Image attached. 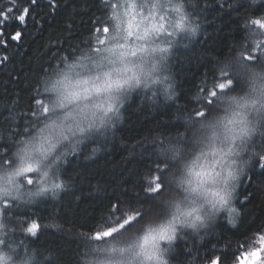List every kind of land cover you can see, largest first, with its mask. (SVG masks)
<instances>
[{"label":"clouds","instance_id":"obj_1","mask_svg":"<svg viewBox=\"0 0 264 264\" xmlns=\"http://www.w3.org/2000/svg\"><path fill=\"white\" fill-rule=\"evenodd\" d=\"M238 3L95 0L104 21L98 32L73 40L72 27L65 29L61 47L34 85L33 95L41 101L34 119L25 118L14 136L0 132V264H57L55 250L33 246L38 231L28 229L34 220L19 213L43 201L61 202L74 189L64 168L75 157L90 161L101 155L135 97L153 110L176 102L178 50L207 37L205 8L229 10ZM261 3L249 0L246 12L239 13L243 36L225 56L213 57L211 73L200 76L192 97L195 106H180L176 119L182 128L130 145L131 156L152 148L157 162L140 179L153 203H117L92 231L65 228L55 217L42 222L40 230L82 241L77 264H175L179 241L196 249L217 233L220 222L239 224L241 185L264 163V14L254 13ZM49 51L45 44L41 57L47 59ZM15 104L8 101L6 112L0 108L9 120L5 128L13 126ZM92 188L100 190L99 184ZM215 257L220 264L222 258ZM187 264L201 261L194 254Z\"/></svg>","mask_w":264,"mask_h":264},{"label":"trees","instance_id":"obj_2","mask_svg":"<svg viewBox=\"0 0 264 264\" xmlns=\"http://www.w3.org/2000/svg\"><path fill=\"white\" fill-rule=\"evenodd\" d=\"M61 3L62 7L52 14L46 0H40L39 6L44 11L36 20L29 19L26 28L17 22L22 33L20 42L12 41L9 36V32L14 34L17 28L5 32L9 47L0 45V56L8 55L10 60L0 63V108L6 112L7 102L15 100L13 108L17 115L12 121L13 126L5 128L9 120L0 113V132L14 136L22 131L25 118L34 119L31 114L36 107L34 85L51 62L52 52L61 47L67 24L72 25L73 40H83L90 34L94 20L98 26V17L102 13L96 8L95 0H61ZM0 4L6 7L7 0H0ZM249 6V0H239L235 9L226 10L220 5L205 8L203 18L207 37H201L189 49L180 48L177 53L174 66L179 80L177 101L153 110L135 97L126 106L125 121L108 142L110 146L93 160L75 157L64 168L63 174L73 182L74 189L65 193L61 202L43 201L19 215L36 221L41 228L42 222L55 217L65 228L92 231L102 221L103 213L117 203L133 207L152 204V197L145 192L140 176L144 169L153 167L157 161L151 146H145L139 155L131 156L130 145L155 132L169 133L182 128L176 113L181 110V105L184 110L195 106L192 97L200 76L211 73L213 57L225 56L232 43L242 38L244 16L239 13H245ZM254 13L264 14V3L259 4ZM45 44L50 49L47 59L40 55ZM64 46H68L67 40H64ZM185 57L189 58L187 62ZM90 147H85V153ZM93 184H99L100 190L93 192ZM240 196L237 204L243 215L239 224L232 227L220 222L217 233L196 249L187 241H179L173 256L175 264H187L194 254L201 264L213 256H220L224 264H234L242 252L257 248L255 243L264 234V168L257 165L250 170L249 178L241 185ZM31 243L42 249L55 250L59 254L57 264H77L82 241L63 232L39 229L37 238ZM235 255L237 258L232 260Z\"/></svg>","mask_w":264,"mask_h":264},{"label":"snow or ice","instance_id":"obj_3","mask_svg":"<svg viewBox=\"0 0 264 264\" xmlns=\"http://www.w3.org/2000/svg\"><path fill=\"white\" fill-rule=\"evenodd\" d=\"M46 2L48 5H50L48 11L52 14H55L56 11L62 7L61 0H46ZM39 5L40 0H7L6 7L3 4H0V45L3 47H9L8 37L5 36V32H9V30L14 27L17 28V30L14 34L9 32L10 39L17 42L21 41L22 33L20 30H18L20 27H17V22L19 25L26 28L29 19L36 20L39 13L44 11V9L40 8ZM103 22L104 21L102 18L98 19V26H95L93 31L98 32L99 26L102 25ZM37 23H39V20H37ZM254 23H260V20H256ZM70 27H72V25L70 23L67 24V28ZM9 60L10 58L8 55L0 56V63ZM220 87L223 88L224 85L221 84ZM33 99L35 104L39 105L41 103V101L37 100L35 97ZM44 111L46 112L47 108H45ZM31 114L32 116H35V110H32ZM258 166L264 168V163L259 164ZM40 228V225L36 221H33L31 223V227L28 230L35 234ZM236 258L237 255L233 256L232 260H235ZM216 259L217 257L215 256L209 259L210 264H215ZM220 264H224L222 259L220 260Z\"/></svg>","mask_w":264,"mask_h":264},{"label":"rangeland","instance_id":"obj_4","mask_svg":"<svg viewBox=\"0 0 264 264\" xmlns=\"http://www.w3.org/2000/svg\"><path fill=\"white\" fill-rule=\"evenodd\" d=\"M255 244L257 248L251 247L242 252L234 264H264V234Z\"/></svg>","mask_w":264,"mask_h":264}]
</instances>
